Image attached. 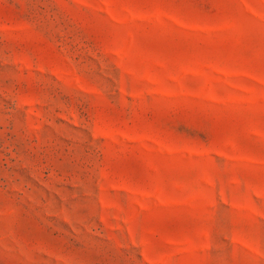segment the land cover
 <instances>
[{
  "label": "rangeland",
  "instance_id": "obj_1",
  "mask_svg": "<svg viewBox=\"0 0 264 264\" xmlns=\"http://www.w3.org/2000/svg\"><path fill=\"white\" fill-rule=\"evenodd\" d=\"M0 264H264V0H0Z\"/></svg>",
  "mask_w": 264,
  "mask_h": 264
}]
</instances>
